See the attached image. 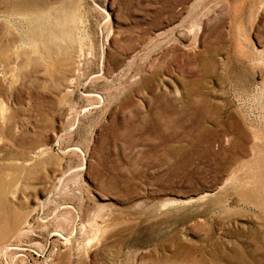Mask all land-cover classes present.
<instances>
[{
  "label": "rangeland",
  "instance_id": "1",
  "mask_svg": "<svg viewBox=\"0 0 264 264\" xmlns=\"http://www.w3.org/2000/svg\"><path fill=\"white\" fill-rule=\"evenodd\" d=\"M0 264H264V0H0Z\"/></svg>",
  "mask_w": 264,
  "mask_h": 264
}]
</instances>
